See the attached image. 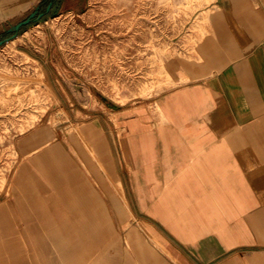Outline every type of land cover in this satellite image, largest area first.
Returning <instances> with one entry per match:
<instances>
[{
  "label": "crops",
  "instance_id": "0c3cea01",
  "mask_svg": "<svg viewBox=\"0 0 264 264\" xmlns=\"http://www.w3.org/2000/svg\"><path fill=\"white\" fill-rule=\"evenodd\" d=\"M205 27L203 75L123 104L66 94V118L14 138L0 264H264V0H215Z\"/></svg>",
  "mask_w": 264,
  "mask_h": 264
},
{
  "label": "rangeland",
  "instance_id": "374dc122",
  "mask_svg": "<svg viewBox=\"0 0 264 264\" xmlns=\"http://www.w3.org/2000/svg\"><path fill=\"white\" fill-rule=\"evenodd\" d=\"M61 1L54 16L0 45V190L13 165L14 138L41 119L66 118L67 96L123 104L210 66L205 24L215 0ZM39 3L1 17L0 38Z\"/></svg>",
  "mask_w": 264,
  "mask_h": 264
},
{
  "label": "water",
  "instance_id": "95a60500",
  "mask_svg": "<svg viewBox=\"0 0 264 264\" xmlns=\"http://www.w3.org/2000/svg\"><path fill=\"white\" fill-rule=\"evenodd\" d=\"M60 6V0H48L45 9L39 12V9L41 7L39 3L35 6L34 10L31 11L26 17L22 18L15 24H10L8 28L4 29V33L9 35L0 38V45L17 36L18 32L22 29V27L40 19L41 17L47 14L54 16L58 12Z\"/></svg>",
  "mask_w": 264,
  "mask_h": 264
},
{
  "label": "flooded vegetation",
  "instance_id": "af4514ba",
  "mask_svg": "<svg viewBox=\"0 0 264 264\" xmlns=\"http://www.w3.org/2000/svg\"><path fill=\"white\" fill-rule=\"evenodd\" d=\"M47 1H48V0H47ZM47 1H45V0L41 1V3H40L41 7H40V9H39V12L45 9L46 4H47Z\"/></svg>",
  "mask_w": 264,
  "mask_h": 264
},
{
  "label": "trees",
  "instance_id": "16d2710c",
  "mask_svg": "<svg viewBox=\"0 0 264 264\" xmlns=\"http://www.w3.org/2000/svg\"><path fill=\"white\" fill-rule=\"evenodd\" d=\"M24 27H25V26H24ZM24 27H23V28H24ZM8 35H9V34H7V35H5V36H8Z\"/></svg>",
  "mask_w": 264,
  "mask_h": 264
}]
</instances>
